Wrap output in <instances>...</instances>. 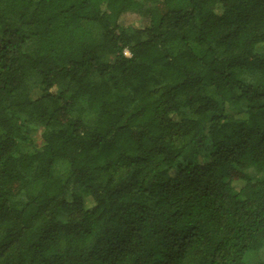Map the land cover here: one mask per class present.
<instances>
[{
  "label": "trees",
  "instance_id": "trees-1",
  "mask_svg": "<svg viewBox=\"0 0 264 264\" xmlns=\"http://www.w3.org/2000/svg\"><path fill=\"white\" fill-rule=\"evenodd\" d=\"M258 45L264 0H0V264H264Z\"/></svg>",
  "mask_w": 264,
  "mask_h": 264
},
{
  "label": "rangeland",
  "instance_id": "rangeland-1",
  "mask_svg": "<svg viewBox=\"0 0 264 264\" xmlns=\"http://www.w3.org/2000/svg\"><path fill=\"white\" fill-rule=\"evenodd\" d=\"M120 23L122 25H125V26L133 25L135 27L145 28L148 25L149 21H148V18H146V17L137 15L135 13H127V14H124L120 18ZM263 48H264L263 45H258L256 50L261 51V50H263ZM126 55L129 56V53L127 51H126ZM240 106H241V104H235L233 110L239 109ZM85 118L89 123L94 122V117L90 113H86ZM56 172L61 177L68 178L69 177V165L66 164L65 162H58L56 165ZM78 192L83 193L80 190H78ZM256 257H257L256 259L255 258L253 259L254 262L258 261V258L259 259L263 258L262 254L256 255Z\"/></svg>",
  "mask_w": 264,
  "mask_h": 264
}]
</instances>
